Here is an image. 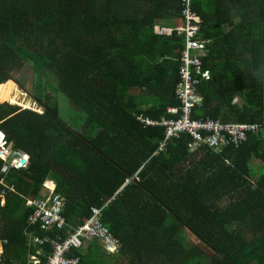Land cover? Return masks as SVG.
Instances as JSON below:
<instances>
[{
    "label": "trees",
    "instance_id": "16d2710c",
    "mask_svg": "<svg viewBox=\"0 0 264 264\" xmlns=\"http://www.w3.org/2000/svg\"><path fill=\"white\" fill-rule=\"evenodd\" d=\"M183 1L0 0V86L30 65L36 76L57 79V88L41 80L36 88L66 95L85 115L72 125L50 99L34 96L43 113L0 102V131L30 159L8 171L17 193L4 207L0 199L9 263L27 264L30 255L45 262L54 250H30V234L65 241L106 206L103 223L122 250L110 254L95 240L72 252L81 264H202V256L264 264V137L216 154L192 152L184 134L160 152L165 128L138 120L177 118L169 108L182 107L186 36H160L155 27L184 25ZM193 8L210 42L203 71L211 74L197 86L194 117L264 124V0H193ZM254 160L262 162L255 177ZM47 180L65 198L68 225L44 234L29 228L26 202L45 197ZM183 232L197 249L181 245Z\"/></svg>",
    "mask_w": 264,
    "mask_h": 264
},
{
    "label": "built area",
    "instance_id": "2783aa9c",
    "mask_svg": "<svg viewBox=\"0 0 264 264\" xmlns=\"http://www.w3.org/2000/svg\"><path fill=\"white\" fill-rule=\"evenodd\" d=\"M182 27H163L157 25L155 32L160 36H174L176 33L186 36V51L182 56L181 82L178 86L177 95L181 100L182 107L169 108L168 113L177 115V118L164 117L162 120L150 119L143 114L138 120L144 126L162 127L166 130V141L161 145L160 152L167 151L170 143L180 140L184 134L191 136L192 152L208 148L216 154L234 147L240 148L249 142L251 135L261 134L264 137V124L229 123L211 119H197L194 117V110L200 106L201 97L197 93V86L201 80H210L211 74L203 71V59L208 54L210 43L201 39V27L203 21L194 11L193 0L183 1ZM201 75V77H199ZM3 167L0 172V199L4 206L6 196L9 193H17L16 186L6 180L10 169L27 167L29 157L24 153H14L12 146L7 144L6 136L0 132V161ZM53 185V188L49 186ZM45 197L43 199H27L26 207L32 212L28 218V224L33 228H39L44 234L53 230H65L68 225L67 219L63 216L65 198L56 192V183L46 181L44 183ZM10 191V192H9ZM106 206L94 208L93 217L86 220L80 231L67 236V240L59 242L54 240H42L33 235L29 237L37 247H44L49 244L54 253L48 256L43 262L39 257L30 258L29 264H81V258H73V251H84L86 245L95 240L100 241L104 249L113 255L122 250V242L117 239L109 228L103 223L102 217ZM7 241H0V264H11L4 260Z\"/></svg>",
    "mask_w": 264,
    "mask_h": 264
},
{
    "label": "rangeland",
    "instance_id": "374dc122",
    "mask_svg": "<svg viewBox=\"0 0 264 264\" xmlns=\"http://www.w3.org/2000/svg\"><path fill=\"white\" fill-rule=\"evenodd\" d=\"M39 80L50 83L54 88L58 87L57 79L55 78V76H36L33 73V69L30 65H24L21 71H19V74L16 76V79H13V82L7 83V86L5 85L6 88L5 86H0V102L4 104L12 103L11 105L18 106L21 109H32L43 113L44 109L41 108L38 101L35 100L34 96L36 97V99H50L52 104L55 103L56 106H58L60 117L68 123L76 125L78 120L84 119L85 115L82 112H77L76 109L73 108L66 95H62L58 92L53 93L47 87L45 88V86L42 87V91L39 90L41 88H36V85L38 86V84H40ZM22 88L27 89L29 93L24 92ZM12 92H14V95H11ZM75 119L77 121H75ZM261 166L262 162L260 160L253 161L251 169L254 177L259 172ZM181 235V240L183 241L181 245H185V248L189 251L197 249V245L192 238L187 236L184 232ZM199 261L202 262V264H210L209 258L205 256L200 257Z\"/></svg>",
    "mask_w": 264,
    "mask_h": 264
},
{
    "label": "crops",
    "instance_id": "0c3cea01",
    "mask_svg": "<svg viewBox=\"0 0 264 264\" xmlns=\"http://www.w3.org/2000/svg\"><path fill=\"white\" fill-rule=\"evenodd\" d=\"M183 26V24H180L178 27H182ZM172 28H175V27H172ZM49 186H51L52 188H53V185H49ZM5 205H6V203H5ZM4 205V206H5ZM1 206H3L2 204H1ZM3 206V207H4ZM29 226V228H30V225H28ZM0 241H3V240H0ZM7 243H8V241H7ZM9 245V243L7 244V246ZM7 246L5 247V255H4V257H3V259L4 260H7L8 259V257H7ZM30 247H33L34 249H35V247H37V246H35L34 245V243H33V240L29 237V243H28V248L31 250V248ZM19 254H21V251H19ZM34 255H30L29 256V259L27 260V264H29V262H30V258H32ZM24 257H22V258H19V260L21 261L22 259H23ZM27 258V257H26ZM8 261V260H7ZM11 264H13L12 262H10Z\"/></svg>",
    "mask_w": 264,
    "mask_h": 264
},
{
    "label": "clouds",
    "instance_id": "9594fccd",
    "mask_svg": "<svg viewBox=\"0 0 264 264\" xmlns=\"http://www.w3.org/2000/svg\"><path fill=\"white\" fill-rule=\"evenodd\" d=\"M10 82H12V81H10ZM9 83V82H8ZM7 84V83H6ZM3 86H5V85H3ZM0 132H2V131H0ZM3 134H4V132H2ZM6 136V135H5ZM251 136H255V135H251ZM250 136V137H251ZM247 144V143H246ZM244 146V145H243ZM243 146H241V147H243ZM232 148V147H231ZM235 149H238V148H235ZM21 169V168H20ZM47 181H51V180H47Z\"/></svg>",
    "mask_w": 264,
    "mask_h": 264
},
{
    "label": "water",
    "instance_id": "95a60500",
    "mask_svg": "<svg viewBox=\"0 0 264 264\" xmlns=\"http://www.w3.org/2000/svg\"><path fill=\"white\" fill-rule=\"evenodd\" d=\"M13 82V81H12Z\"/></svg>",
    "mask_w": 264,
    "mask_h": 264
}]
</instances>
